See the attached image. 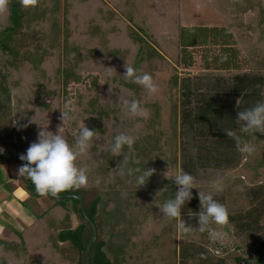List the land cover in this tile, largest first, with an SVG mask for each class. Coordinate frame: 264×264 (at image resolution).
I'll use <instances>...</instances> for the list:
<instances>
[{
  "label": "trees",
  "instance_id": "trees-1",
  "mask_svg": "<svg viewBox=\"0 0 264 264\" xmlns=\"http://www.w3.org/2000/svg\"><path fill=\"white\" fill-rule=\"evenodd\" d=\"M83 1H80L79 7L75 6L76 10L72 9L73 15L61 24L60 29L66 36H58L61 41L58 40L56 44L52 39L49 43L45 41L42 49L38 46L39 42L33 38L30 48L10 51L12 49L8 43L16 35L34 36L33 31L24 30V25L23 29L19 28L23 22L19 0H10L8 12L0 15V118L4 116L6 123L0 124V148L3 149L0 158L11 154V151L15 152L16 145L9 140H14L19 145V157L26 154L20 130L29 122V119H26L28 109L21 102V97L17 96L14 114L21 117L22 121L18 128L10 131L12 99L9 91L14 90L15 83H27L30 87L33 84L37 85V89L44 90L45 83L49 82L50 75L40 78L36 71L33 73L41 79L39 81L28 79L27 76H19V79L12 76V70L19 69L15 64L19 58L20 63H27L32 66V70L36 68L41 71L42 66L52 60L51 52L57 50L56 59L62 63L57 62L51 75L55 76L53 80L61 87H66L67 82L80 78L79 67L90 62V53L84 52L86 48L91 51L97 49L96 53L101 57L94 60L95 63H107L109 59L112 63L119 58L123 62L119 74H109L112 76L107 78L111 82L105 85L113 86L116 81V85H122L124 91L135 93L136 100L140 101L148 113L143 120L135 124L138 130L132 134L129 130L133 122L129 118L131 115L125 110H104L105 105L103 106L97 91L99 85L95 80L91 82V87L88 88L90 98L86 106L89 108V116L85 126L95 131L88 153L90 157H94L93 173L95 178H98L97 184L61 192V198L46 196L51 201L50 207L38 215L31 225L21 232L11 231L0 239V264H86L85 249L92 237L90 222L96 229V239L89 250L90 264H115V254H120L123 249L122 245H113V230L118 229L119 222L126 223V233L132 228L142 230V226L130 223L133 222L135 211L140 213L142 210L143 214L145 210L140 199L144 193L143 189L150 188L151 184L154 186L152 176L145 185H137L136 176L139 173L129 175L127 169H152L151 158L155 153L164 155L165 152L169 153L170 149L175 153V143L178 142L179 171H186L195 179L208 172L231 171L240 165L243 154L237 151L235 141L228 138L223 130L233 129L244 140L245 133L240 132V126L236 123L237 113L264 101V0H211L208 6L217 8L221 14L226 11L239 12L235 22H228L221 27L187 26L180 23L177 7L184 0H107L106 4L97 1L91 2L89 6L84 5ZM207 1L209 0H201L203 4H207ZM255 1L256 5L252 7L251 3ZM40 5L45 7L39 1L38 7ZM136 15H141L142 22L141 26H135L137 32L128 26L133 24ZM76 20L80 21L84 28H88L86 34L82 35V29L72 27ZM107 23L115 24V28H110L111 32L105 31ZM76 29L77 32H82L77 33ZM126 39L129 42L128 49L127 45L120 48L117 42ZM136 43L146 47L145 57L142 56V49L135 47ZM163 53L167 54L171 62L174 61L183 67L182 71L194 65L196 55L203 59L202 70L192 76L183 73L179 78L171 65L164 63ZM241 53L246 61L244 69L241 68V65H244L239 57ZM255 58L260 59L258 61ZM32 60H37L39 65L34 67ZM125 63L151 74L152 77L156 73H165L162 66L173 69L171 85L181 93L179 103L172 105L167 131L160 129V109L155 102V94L145 97L147 92L141 86L123 78L126 72ZM87 69L89 70L88 66ZM158 81L154 80L157 86ZM39 106L45 110L42 104ZM67 132L68 139L70 133H75L74 139H69L70 145L75 148L79 130H74L72 126ZM120 133L135 137V143L131 151L125 146V153L116 157L110 153V146L114 143V137ZM260 135L264 139V134ZM174 153L169 157L172 164L178 161ZM126 154L129 158L124 161ZM76 163L80 166L78 161ZM21 178L24 189L39 199L41 195L36 192L33 183L24 176ZM176 191L178 189L173 187L169 199H174ZM191 191L193 198L182 206L181 217L177 222L185 221L187 226L199 232V193L193 189ZM92 192L95 194L88 200L86 196ZM67 196L81 200L84 214L79 201ZM247 196L250 199V207L245 211L229 213L228 225L232 226L236 236L246 241L258 242L255 248L256 261L257 264H263L264 224L261 221L264 219V185L249 189ZM73 217L76 219V226L73 225ZM172 221L176 224L175 219ZM110 222L114 223L113 230L110 229L107 234L105 223ZM201 254L206 258H201ZM235 261L240 263L241 258L236 257ZM178 263L226 264L224 260L212 255L205 243L189 241L179 243Z\"/></svg>",
  "mask_w": 264,
  "mask_h": 264
},
{
  "label": "rangeland",
  "instance_id": "rangeland-1",
  "mask_svg": "<svg viewBox=\"0 0 264 264\" xmlns=\"http://www.w3.org/2000/svg\"><path fill=\"white\" fill-rule=\"evenodd\" d=\"M39 1L42 5H45V7H41V5L40 7L37 5L34 8L27 9L21 7L23 12V22H21L19 28L21 27L23 29L24 25V30L26 32L33 31L32 34L34 36L27 34H20V36L16 35L8 43V46L12 49L10 51L15 52L21 50L24 47L30 48V46L33 45L31 42L33 38L39 42L38 46L41 47V49L43 48V43L45 41L46 43H49V40L52 39L55 44L58 42V40L60 42L61 39H59L58 36H66V34H64L60 29L61 24L63 25V22L67 20L68 17L73 15L72 9L76 10L75 6L79 7L78 4L81 0ZM97 1L106 4L107 0H84L83 2L85 3L84 5L89 6L91 2L96 3ZM210 2L211 0L207 1V4H203L201 0H184L179 5V7H177L179 11L178 15L180 18V23L186 24L187 26L197 25L206 27H221L226 23L233 22L234 19L238 18L239 12L226 11L225 13L221 14L217 8L208 6V4H211ZM256 2L257 1L251 3V6L254 7ZM74 23L76 24L72 27L82 29V35L88 32V28H84L85 26L82 25L80 21L78 22L76 20ZM141 23V15H136L133 19V24L131 23L128 26L137 32L135 26H141ZM55 24H57L59 27H57ZM99 25L102 26V24ZM110 28H115V24L110 25L107 23L105 25V31L111 32L112 29ZM81 32L78 31L77 33ZM166 34H164V37ZM117 44H120V48H125L127 45L128 49L129 42L127 39L126 41L119 40ZM96 45L97 44H95V48H97ZM89 46H91V44H89ZM135 47H140L143 51L142 56H146L147 51L145 46L136 43ZM96 50L91 51L87 48L84 50V52L87 54L90 53V62H88L87 65H82L79 67L80 78L77 81L67 82L66 87L57 85L55 80H53L55 79V76L53 75V77L51 75L56 69L55 67L57 66V62H59V64L62 63L56 59L57 50H55L56 52L54 51V53L51 52V55H53L52 60L49 62H46L45 60L46 63L42 66L41 71L36 70V68L32 70V66L28 65L27 63H20L21 58L15 61V64L18 65L19 69H13V74L11 75L16 76L17 78L19 76H27L28 79L33 78L34 81H36L38 78L35 76V73L38 74L40 78L50 75L48 77L49 82L45 83L46 87L44 90L41 88L37 89V85L33 84L32 87H30L27 83H15L14 90L9 91L12 99L10 123L14 121L16 125L15 128H18L22 121L21 117H18L14 114V102L16 101L17 96L21 97V102L28 109L26 119H29V122L27 123L26 127H23V129L20 130L23 137V148L25 150L29 148L31 143L37 141L38 132L41 130V126H47V130L53 132L54 134L57 132V125L62 124V121L60 120L62 115L61 110H67L69 112V116L71 117L70 120L66 122L64 127L63 135L66 139H68L67 130H69L70 127L73 126L74 130H79L83 123L84 125L87 124L86 121L88 119L87 117L89 116V108L86 106L88 98H90V95H88V88L91 87V82L94 80L99 85L97 91L100 93L103 106L105 105L103 107L104 110L115 109L116 112L125 110L126 113L129 114L123 104V100H136V94H131L128 91H124L122 85H116V81L113 86L105 85V83L108 84L111 82L109 78H107L112 76L109 74H112L113 72H115L114 74L116 76L119 74L118 72H120L123 62L117 58V60L112 63H110V59L107 61V63H98V61L95 63L94 60H97L101 57L98 55V53H96ZM47 55L49 56V54ZM239 57L242 60L241 63H244V65H241V68L244 69L246 66V61L243 59L244 54L241 53ZM162 58L164 59V63L166 62L167 64L171 65V67L178 74L179 78L183 76V73L190 76L195 75L199 73L203 67V59L196 57V55L194 56V65L186 71H182L183 67H180L178 64H176V62H171L170 58L167 57V54L163 53ZM255 59L259 61L260 58ZM32 61L34 63V67L39 65L36 63L37 60ZM87 66L89 70L87 69ZM162 67L165 69V73H156L153 75V79L155 82L159 80L158 91L155 93V102L157 107L160 109V129L161 131L165 132L168 130L170 123L172 105L174 103H179V94L181 91H179L178 88L172 87L171 85L173 69H166L164 66ZM118 78L119 77H117V79ZM39 80L41 79H38V81ZM19 85L21 86L20 88ZM35 87L36 89H34ZM144 96L149 97L150 95L145 93ZM68 100H71L72 103L68 109H65L64 106ZM39 104H42V106L45 107V110H43ZM125 117L127 118L128 115H125ZM129 118L133 121L129 130L132 131V134H135V131L138 130V127L135 124L140 122V120H143V117L130 116ZM32 120H34L36 123L31 122ZM4 121L5 117L3 116L0 118V124L5 125L6 123ZM71 137L74 139L75 133H70L69 139ZM69 139L68 142L71 141ZM244 140L255 145L256 152L253 155L249 156L247 154H243V159L240 165L231 171L208 172L204 175L198 176L197 179H195L196 188H193V190H196L198 193L199 191L212 193L213 197L218 202L224 204L227 207L228 213L232 214L247 210L250 207V199L247 196V191L249 189L264 185V139L259 133H255L252 135L245 134ZM178 147L179 143L176 142L175 153L172 149H170L169 153L165 152L166 154L164 155H158L155 153L154 157L151 158L152 169H155V173L152 175L154 186L152 187L151 184L150 188L146 187L143 189L144 193L140 199H142V203L145 206L143 209L145 210L143 211V214L142 210L140 213H136L135 211V217L133 216L132 219L133 222L130 223L134 226H142V230L132 228L129 233H126V230L124 229L126 227L125 222H119V227L117 230H113V222L107 224L105 223L107 234L110 229L113 230L111 235L113 237V245L115 247L122 245L123 249H121L122 252L120 254H115L117 257L115 264H179L178 248L179 243L183 241L201 244L205 243L210 253L224 260L226 264H242V262L237 263L235 261L236 257H240L241 261L245 262L246 264L247 262L249 264H257L255 263L257 258L255 248L258 242L255 240L246 241L243 238L236 236L231 225H227L225 227L212 225V227L217 231L226 233L222 240L213 242L207 232L200 233L193 230L189 235L185 236L179 231L177 227L179 223L177 222L178 219H175V224L172 220L164 218V214L160 211V207L165 201L169 200V194L171 193L173 187L177 188L173 177L179 171L180 166V154ZM2 150L3 149L0 148V154L2 153ZM88 152L78 157L77 161L80 163V166H83V168H87L88 170L87 185L96 186L95 184H97L98 178H95L93 173L94 157H90ZM172 152L177 156L178 161L176 164H172L169 161V157H171ZM20 161V158H17L13 151H11V154L5 155L2 159L0 158V207L6 211L0 213V239L4 238L3 234L5 235L9 231L23 230L26 226H28V220L30 218H36L51 205V201L47 197L41 196L39 199H36L24 189L23 179L17 174V169L22 165L21 162L25 163V161ZM90 162H93V164L91 165ZM21 191H23V193H21ZM94 194L95 193L92 192L86 197L88 200H91ZM198 208L200 210L202 208L200 202L198 203ZM17 220H19L21 224L15 225V223H18L16 222ZM75 220L76 219L73 217L72 222L74 226H76L77 223ZM261 222L264 224V219ZM108 226H110V228ZM107 234L106 237L108 236ZM22 264L26 263L22 262Z\"/></svg>",
  "mask_w": 264,
  "mask_h": 264
},
{
  "label": "clouds",
  "instance_id": "clouds-1",
  "mask_svg": "<svg viewBox=\"0 0 264 264\" xmlns=\"http://www.w3.org/2000/svg\"><path fill=\"white\" fill-rule=\"evenodd\" d=\"M9 3L10 0H0V15L8 12ZM19 3L25 9L34 8L38 5L39 0H19ZM124 67L126 69L123 76L124 79L141 86L149 95L157 93L158 86L151 74L143 70H137L127 63H125ZM71 103L72 101L68 100L65 103V109H68ZM123 104L132 117L147 116L148 110L141 106L140 101L124 99ZM237 105H239V100H237ZM61 113L60 120L62 124L57 125V132L54 134L47 130V126H41L37 141L31 143L26 154H21L19 157L21 161H26L27 163L17 169V174L20 177L28 178L35 186L36 192L45 197L51 195L58 198L61 192L86 187L88 184L87 169L78 167L76 162L78 157L88 152L95 136V131L89 130L83 123L76 138L75 148H73L63 135L65 124L71 117L67 110H61ZM31 122L36 123L34 120ZM236 123L240 126L241 133L249 135L255 133L264 134V101L257 102L253 107L239 111ZM23 127H26V125ZM223 131L228 138L235 141L236 149L240 153L251 156L256 152L255 145L243 140L237 131L233 129H224ZM134 143L135 137L120 133L114 137V143L110 146V153L113 156H119L125 153L123 151L125 146L131 151ZM128 158V154H126L124 161H127ZM127 173L129 175L139 173L136 176V183L142 186L155 173V169L142 171L140 168H128ZM121 174H124L123 169ZM173 179L178 191L175 192L174 199L165 201L160 207L164 218L168 220L181 217L182 206L186 201H190L193 198L191 190L196 188L195 177L186 171H178ZM199 200L202 208L198 213L199 226L197 230L200 233L207 232L213 242L222 240L226 233L217 231L212 225L220 227L228 225L229 213L227 207L215 200L212 193L199 191ZM177 227L185 236L193 231V227L187 226L185 221L182 220ZM201 258L206 257L201 254Z\"/></svg>",
  "mask_w": 264,
  "mask_h": 264
},
{
  "label": "water",
  "instance_id": "water-1",
  "mask_svg": "<svg viewBox=\"0 0 264 264\" xmlns=\"http://www.w3.org/2000/svg\"><path fill=\"white\" fill-rule=\"evenodd\" d=\"M183 97H184V94H183ZM14 126H15V123L13 121L11 128H13ZM15 144H16V156H17V158H19V153H20L19 150L20 149H19L18 144L17 143H15ZM25 163H26V161H25ZM55 198H57V197H55ZM58 198H61V197H58ZM67 198H69V199H72V198L77 199L79 201V203H80V208H81L82 214H84L83 205H82V202H81V200L79 198L73 197V196H67ZM90 226H91V229H92V237H91V240H90L89 244L87 245V247L85 249L86 264H90V261H89V250H90L91 246L94 244L95 239H96V229H95L94 225L91 222H90ZM241 262H242V264H246L243 261H241Z\"/></svg>",
  "mask_w": 264,
  "mask_h": 264
},
{
  "label": "crops",
  "instance_id": "crops-1",
  "mask_svg": "<svg viewBox=\"0 0 264 264\" xmlns=\"http://www.w3.org/2000/svg\"><path fill=\"white\" fill-rule=\"evenodd\" d=\"M21 193H23V191H21ZM3 211H5L3 208H1L0 207V213H2ZM6 212V211H5ZM35 219V218H34ZM34 219L33 218H30L29 220H28V226L29 225H31L32 223H33V221H34ZM13 222H15V221H13ZM16 222H18V223H15V225H18V224H21L20 222H19V220H17ZM8 225V224H7ZM6 226V225H5ZM28 226H26L23 230H25ZM23 230H21V231H23ZM21 231H15V232H21ZM9 232H11V231H9ZM9 232H7V233H9ZM6 236V234L4 235L3 234V237H5Z\"/></svg>",
  "mask_w": 264,
  "mask_h": 264
},
{
  "label": "flooded vegetation",
  "instance_id": "flooded-vegetation-1",
  "mask_svg": "<svg viewBox=\"0 0 264 264\" xmlns=\"http://www.w3.org/2000/svg\"><path fill=\"white\" fill-rule=\"evenodd\" d=\"M1 47H2V46H1ZM2 48H3V47H2ZM11 106H12V105H11ZM3 109H4V105H3ZM11 126H12V123H10V125H9V127H10L9 130H10V131H12L13 129H15V126H16V125H15L13 128H11ZM9 141H12L14 144L17 143V142L14 141V140H9ZM15 145H16V144H15ZM18 146H19V145H18ZM19 149H20V147H19ZM24 151L27 152V150H25V149H24ZM19 152H20V150H19ZM14 155H16V150H15V152H14ZM26 163H27V162H26ZM263 260H264V257H263ZM255 263H257V261H255ZM247 264H249V263L247 262Z\"/></svg>",
  "mask_w": 264,
  "mask_h": 264
}]
</instances>
